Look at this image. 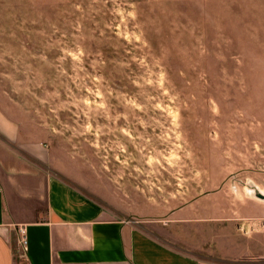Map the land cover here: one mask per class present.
<instances>
[{
  "label": "rangeland",
  "instance_id": "374dc122",
  "mask_svg": "<svg viewBox=\"0 0 264 264\" xmlns=\"http://www.w3.org/2000/svg\"><path fill=\"white\" fill-rule=\"evenodd\" d=\"M0 113L112 215L226 218L264 191V0H0Z\"/></svg>",
  "mask_w": 264,
  "mask_h": 264
},
{
  "label": "crops",
  "instance_id": "0c3cea01",
  "mask_svg": "<svg viewBox=\"0 0 264 264\" xmlns=\"http://www.w3.org/2000/svg\"><path fill=\"white\" fill-rule=\"evenodd\" d=\"M245 188L226 218L217 203L182 207L166 227L117 217L0 113V264H264V232H239L236 216L264 228V202Z\"/></svg>",
  "mask_w": 264,
  "mask_h": 264
},
{
  "label": "water",
  "instance_id": "95a60500",
  "mask_svg": "<svg viewBox=\"0 0 264 264\" xmlns=\"http://www.w3.org/2000/svg\"><path fill=\"white\" fill-rule=\"evenodd\" d=\"M247 195L256 198L257 200L264 202V191H262L260 188H258L257 185H249L247 186Z\"/></svg>",
  "mask_w": 264,
  "mask_h": 264
},
{
  "label": "built area",
  "instance_id": "2783aa9c",
  "mask_svg": "<svg viewBox=\"0 0 264 264\" xmlns=\"http://www.w3.org/2000/svg\"><path fill=\"white\" fill-rule=\"evenodd\" d=\"M240 229L242 230V227H240ZM247 233V232H246ZM26 244H27V241L26 239H23L22 241V246L25 248L26 247Z\"/></svg>",
  "mask_w": 264,
  "mask_h": 264
}]
</instances>
